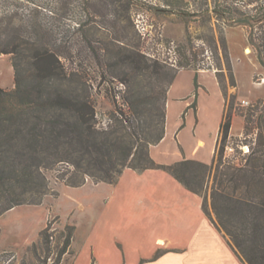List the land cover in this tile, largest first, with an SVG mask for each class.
Instances as JSON below:
<instances>
[{
  "label": "rangeland",
  "instance_id": "obj_1",
  "mask_svg": "<svg viewBox=\"0 0 264 264\" xmlns=\"http://www.w3.org/2000/svg\"><path fill=\"white\" fill-rule=\"evenodd\" d=\"M29 1L34 0H9L7 6L14 7L24 19L32 17L52 23L59 40L75 41L78 36L73 30L74 21L81 13L77 0H71L69 9L64 0H55L54 15ZM35 1L45 7L48 3ZM88 3L85 36L93 46L107 47L113 53L110 46L121 41L129 50L179 70L166 98L167 136L158 150L159 158L170 162L178 152L181 158L185 154L187 160L204 158L205 164H211L213 137H197L205 141L197 157L191 152L194 146L191 137H182V149L178 137H174L187 119V114L181 116L182 112L195 101L193 95L197 94L193 70L220 75L227 94L226 113L230 111L232 94L243 108L264 99V67L257 59L255 47L249 43L251 30L246 26H231V10L257 19L264 13V0H116L111 6L109 0H88ZM258 29L264 31V19L254 22L252 32L256 44ZM225 48L235 87L229 84ZM90 62L91 91L100 125L108 124L109 117L116 114L112 100L115 95L119 107L121 96L130 97L137 106L154 105L150 101L152 95L162 103L165 79L159 85L152 75L130 67L109 64L96 69L95 61ZM100 73L113 83H101ZM196 80L208 92L197 91L203 132L210 133L214 123L211 111L217 104L214 80L207 75ZM0 87L14 88L9 55H0ZM243 100L248 104H242ZM242 127V118L234 116L227 141H217L216 162L236 159V140L242 139ZM241 148L248 151L247 146ZM55 176L56 172L47 173L49 191L40 204L17 206L0 216V264H141L161 251L157 238L175 239L203 213L200 198L187 192L162 170L126 169L115 184L87 180L80 187L67 186ZM69 230L73 233L72 241L67 252L61 255ZM182 240L187 242L188 238Z\"/></svg>",
  "mask_w": 264,
  "mask_h": 264
},
{
  "label": "trees",
  "instance_id": "obj_2",
  "mask_svg": "<svg viewBox=\"0 0 264 264\" xmlns=\"http://www.w3.org/2000/svg\"><path fill=\"white\" fill-rule=\"evenodd\" d=\"M2 1L0 55L10 56L14 88L0 87V216L17 206L40 204L49 191L48 172H56L58 182L80 187L87 180L115 184L126 169L162 170L201 199L203 213L242 264H264V99L243 108L232 94L228 113L225 107L218 141H227L234 116L243 120L236 159L216 162L214 153L211 164L198 160L157 164L149 148L164 137L167 92L179 70L129 50L121 41L110 46L113 53L107 47L93 46L85 36L88 0H77L81 13L74 21L78 36L74 42L59 40L52 23L24 19L7 6L9 0ZM109 1L111 6L116 0ZM47 2L46 7L35 0L28 3L54 15L55 0ZM64 3L69 9L71 0ZM263 19L264 13L255 19L231 10V26L250 28L249 43L264 67V31L257 30L258 44L252 32L254 22ZM221 42L225 47V41ZM224 57L229 84L235 87L226 48ZM91 59L96 69L110 64L152 75L159 85L165 79L162 103L152 95L154 105L137 106L130 97L121 96L119 107L115 95L112 100L117 112L108 124L100 125L89 77ZM219 76L216 74L226 105L227 94ZM99 78L103 84L113 83L102 73ZM196 78L195 74L197 87ZM241 146H247L248 151ZM72 237L69 230L61 255L67 252Z\"/></svg>",
  "mask_w": 264,
  "mask_h": 264
},
{
  "label": "crops",
  "instance_id": "obj_3",
  "mask_svg": "<svg viewBox=\"0 0 264 264\" xmlns=\"http://www.w3.org/2000/svg\"><path fill=\"white\" fill-rule=\"evenodd\" d=\"M228 43H229V39H228ZM195 74L197 77L199 76L201 77L202 75H207L208 77L211 78V80H214V84H215L214 87L217 97V104L215 106V109L211 111L213 114L214 123L212 125V129L210 133L203 132L204 121L200 116L201 108H200V104L198 103V98H199L198 96L200 95L198 94L197 91H201V93L203 92L205 93V91L207 92V89L200 82H199L200 84L197 83L196 80L197 94L193 95L195 96V101L190 106L186 107V110L184 112H182L181 116L185 117L187 114L186 116L187 119L185 120V124L183 126H180L174 137H178V145L180 146L181 149L184 145L182 137H191V140L194 144L191 152L192 155L195 154L194 155L195 157H197L199 149L205 147V141L197 137H213L214 143L212 147L214 146V148H211L212 159H213L219 137V127L225 112V99L219 87L216 75L213 72L199 70L195 72ZM171 86L167 92V95L171 89ZM191 108H193L194 111H192ZM167 113L168 112L166 109V115ZM178 126L179 124H177V127ZM166 136H167V131H166V122H165V133L163 139L158 144L152 145L149 148V154L151 158L157 164H162V165H171L169 164L171 162L172 164H174L182 160H187L185 154H183V158H181L178 152H176L177 157H175L174 160L170 162L164 161L161 158H159L158 150L161 148L163 142L165 141ZM190 160H198L204 163L206 162L204 158L203 159L197 158ZM171 185H173V183H171ZM195 221L196 223L190 222L188 225H186L185 230L181 235L176 236V238L173 237L175 239L170 238L166 240V238H161V237L157 238L156 243L160 245L157 247L159 248L158 250L161 251L155 257L144 260L141 264H242L237 258L232 248L228 245L227 240L222 236L221 233H219L216 230L214 225L211 223L209 218L204 213H202ZM185 237L188 238V240H186L187 242H183L184 240H182Z\"/></svg>",
  "mask_w": 264,
  "mask_h": 264
},
{
  "label": "built area",
  "instance_id": "obj_4",
  "mask_svg": "<svg viewBox=\"0 0 264 264\" xmlns=\"http://www.w3.org/2000/svg\"><path fill=\"white\" fill-rule=\"evenodd\" d=\"M242 104H248V102L243 101Z\"/></svg>",
  "mask_w": 264,
  "mask_h": 264
}]
</instances>
